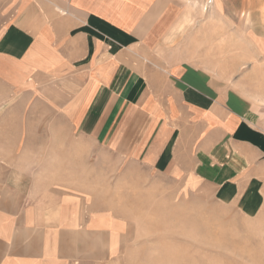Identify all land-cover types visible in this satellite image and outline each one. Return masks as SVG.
I'll list each match as a JSON object with an SVG mask.
<instances>
[{
  "label": "crops",
  "instance_id": "obj_1",
  "mask_svg": "<svg viewBox=\"0 0 264 264\" xmlns=\"http://www.w3.org/2000/svg\"><path fill=\"white\" fill-rule=\"evenodd\" d=\"M202 3L0 0V264H126L152 187L264 211V25Z\"/></svg>",
  "mask_w": 264,
  "mask_h": 264
},
{
  "label": "rangeland",
  "instance_id": "obj_2",
  "mask_svg": "<svg viewBox=\"0 0 264 264\" xmlns=\"http://www.w3.org/2000/svg\"><path fill=\"white\" fill-rule=\"evenodd\" d=\"M220 1L229 25L235 26L238 19L251 30L252 11L258 9L264 25V0H207L208 4H201L202 10L207 13L215 5L219 8ZM198 5L196 11L200 10ZM196 21L206 20L201 15ZM249 69L246 66L243 71ZM263 70L264 67L261 80ZM123 195L98 197L106 205L108 198H116L117 204ZM134 197L139 198V203L133 205L143 207L139 213L142 239L132 244L126 264H264V211L246 216L201 196L177 194L172 188L162 195L152 187L148 194Z\"/></svg>",
  "mask_w": 264,
  "mask_h": 264
}]
</instances>
